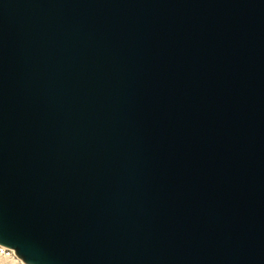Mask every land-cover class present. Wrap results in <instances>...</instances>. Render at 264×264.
I'll list each match as a JSON object with an SVG mask.
<instances>
[{"label": "water", "instance_id": "water-1", "mask_svg": "<svg viewBox=\"0 0 264 264\" xmlns=\"http://www.w3.org/2000/svg\"><path fill=\"white\" fill-rule=\"evenodd\" d=\"M0 245L264 264V0H0Z\"/></svg>", "mask_w": 264, "mask_h": 264}, {"label": "built area", "instance_id": "built-area-1", "mask_svg": "<svg viewBox=\"0 0 264 264\" xmlns=\"http://www.w3.org/2000/svg\"><path fill=\"white\" fill-rule=\"evenodd\" d=\"M0 256L12 261L13 264H23V262L16 256L13 249L2 245H0Z\"/></svg>", "mask_w": 264, "mask_h": 264}, {"label": "rangeland", "instance_id": "rangeland-1", "mask_svg": "<svg viewBox=\"0 0 264 264\" xmlns=\"http://www.w3.org/2000/svg\"><path fill=\"white\" fill-rule=\"evenodd\" d=\"M0 264H13V262L0 256Z\"/></svg>", "mask_w": 264, "mask_h": 264}]
</instances>
